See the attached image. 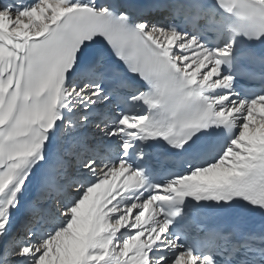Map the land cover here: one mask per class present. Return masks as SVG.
<instances>
[{"label":"snow or ice","instance_id":"6c2138e0","mask_svg":"<svg viewBox=\"0 0 264 264\" xmlns=\"http://www.w3.org/2000/svg\"><path fill=\"white\" fill-rule=\"evenodd\" d=\"M150 7L0 0V264H264V0Z\"/></svg>","mask_w":264,"mask_h":264},{"label":"bare ground","instance_id":"6f19581e","mask_svg":"<svg viewBox=\"0 0 264 264\" xmlns=\"http://www.w3.org/2000/svg\"><path fill=\"white\" fill-rule=\"evenodd\" d=\"M159 13L156 11V12H154V13H152L151 15H158ZM112 107V106H111ZM91 131V133L93 134V135H95L96 134V132H95V129H91L90 130ZM66 147L69 149V151H71L72 150V145H71V142H69L68 143V145H66ZM26 196L28 197V198H31V199H33V200H35L38 196H39V190H38V187H37V185L35 184V183H33V185L31 186V187H29V191H28V193L26 194ZM34 196V197H33ZM41 205V204H40ZM39 205V206H40ZM24 219V216L22 215V214H17V221L19 222V221H22Z\"/></svg>","mask_w":264,"mask_h":264}]
</instances>
